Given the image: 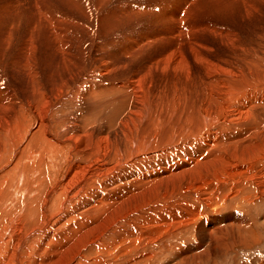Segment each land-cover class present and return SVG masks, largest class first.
Instances as JSON below:
<instances>
[{"label": "bare ground", "instance_id": "bare-ground-1", "mask_svg": "<svg viewBox=\"0 0 264 264\" xmlns=\"http://www.w3.org/2000/svg\"><path fill=\"white\" fill-rule=\"evenodd\" d=\"M193 1L170 0L173 9H165L166 20L173 24L166 34L179 39L190 32L191 37L186 34L177 44L162 34L167 45L158 52L143 53L148 55L144 65L131 73L125 67L133 60L129 56H134L139 42L119 51L129 58L122 61L99 46L95 50L98 59L91 60L78 78L67 63L64 82L62 78L49 88L50 95L42 92L39 97L38 89H28L26 100H32L23 103L12 91H0V264H86L85 252L91 249L82 247L93 243V234L110 239L114 230L107 222L123 220L115 231L132 226L135 220L153 223L185 197L213 207L220 203L219 198L205 194L217 186L228 185L224 190L235 195L253 183L260 192L264 185L260 177L264 174L260 147V141L264 146V103L256 104V99L260 102V93L264 100L261 47L249 46L252 49L245 60V46L238 44L240 35L234 28L221 33L213 23L205 22L202 29H208L204 32L213 40L219 39L218 46L232 47L229 60L227 56L212 59L213 43L204 33L195 35L199 29L188 28V20L182 19L188 6L197 5ZM250 1L205 0L204 5L213 3L227 14L236 9L231 5L244 2L247 7ZM226 36L228 40L223 42ZM155 37L158 35L152 34L147 41ZM199 75L206 84L202 95L191 100L186 85ZM251 92L254 97L248 98ZM78 101L86 108L75 115L71 112L70 125L54 134L55 110L68 103L75 106ZM103 105L111 108L113 121H105L104 116L91 123L86 115L101 113ZM57 120L61 123L67 118ZM198 179L196 186L177 189L183 182ZM156 197L160 198L153 199ZM48 239L56 240V249H51Z\"/></svg>", "mask_w": 264, "mask_h": 264}, {"label": "rangeland", "instance_id": "rangeland-1", "mask_svg": "<svg viewBox=\"0 0 264 264\" xmlns=\"http://www.w3.org/2000/svg\"><path fill=\"white\" fill-rule=\"evenodd\" d=\"M169 2L170 0H0V91L4 92V89L12 91L15 97L19 101L22 100L23 103L32 100H26L29 94L28 89L35 92L38 89L39 97L42 92L50 95L51 87L56 86L62 78V82H64L69 71L66 69L67 63L72 67L73 77L78 78L91 60L98 59L99 53L95 50L99 46L102 49L105 46L104 48L107 50L104 52L105 54L116 57L117 60L120 58L122 61V59L128 57L125 58L119 51L130 44L139 42L140 46L137 47L134 56L129 57H134L135 60L143 62L139 63L133 58L134 61L132 60L128 64L129 67L126 66L128 69L125 67L126 72L131 73L139 65H144L148 55L143 53L156 50L158 52L161 47L167 45L165 43L167 40L161 38L162 34L166 35L165 38L171 37L172 42L177 44L185 38L186 34L191 37L190 32H185V35L179 39L174 38L172 34L170 36L166 34L167 28H171L173 25L166 20L165 9H173ZM193 2L197 5L188 6L187 11L189 13L186 11L187 14L183 15L182 19L188 20L186 22L188 28L197 27L199 29L197 30L198 33L195 32V35L204 33L205 39L213 43L212 45L210 43L212 59L222 60L226 59L225 56H227L226 60H229V54L232 55V47L228 49L218 46L216 42L218 43L219 39L213 40L211 36H208V32H204L208 29H202L205 22L206 24H215L211 26L219 29L221 33H224V31L228 33L230 29L234 28L240 35L238 44H243V48L245 46V49H243L245 60L249 53L248 50L252 49L251 47L254 48L259 44L258 47L264 49V0H251L247 7L244 2H237L230 6L236 9L227 14L222 13L221 10L218 11V8L216 9L212 5L213 3L204 5L205 0H194ZM183 25L184 23H182ZM192 32L194 31L192 30ZM150 34L158 35V37L147 41L151 37ZM227 40L226 36L222 41ZM252 42H255V45ZM121 44H123L122 48ZM261 48L259 54L264 57V51ZM227 49L230 51H227ZM226 51L229 53L226 54ZM223 55L224 57H222ZM217 56H221L220 59ZM125 69L122 70L125 71ZM197 77L193 80L189 79L188 86L186 85V88L190 87V91L189 88L186 91L189 92L191 100L202 95L201 88L203 89L206 84L204 78L200 80V75ZM69 83L68 87L70 86ZM157 87L160 89L158 85ZM254 93H249L248 98H253ZM259 96L261 100L258 102V99H256V104L264 103V100H262L263 94L259 93ZM242 99L246 101L245 97ZM78 102L75 106L68 103L63 108L55 110L54 134L61 133L66 126L70 125L68 121L75 115V111L76 113L79 110L81 112L86 108L80 106L82 103ZM231 104L229 105L233 106ZM102 107L104 108L99 111L101 113L92 114L91 117L89 114L86 115L91 123L95 122L93 119L103 118L104 116L105 121L109 122L110 119V122L113 121L114 115L110 112L111 108H108V105ZM108 110L110 117L107 114ZM71 112H73V115ZM65 118L67 120L61 123L57 120L62 121ZM253 138H250V143ZM260 147L264 151L261 141ZM257 157L255 159L259 160L260 156ZM262 172L264 173V170ZM260 177L263 180L264 174H261ZM198 182L199 179L193 182L186 181L177 189L186 190L188 187L196 186ZM253 185L252 183L249 186L252 190L248 188L247 191L243 190V192L240 191V194L239 192L235 194L240 195H238V198L224 190L228 185H224L222 188L217 186L214 188L216 190H207V193H204L205 195H211L212 199L219 198L220 203L215 204L213 207H207L201 203L198 205L199 201L193 198H188L190 199L188 202L185 197L178 205L167 208L153 223L135 220L132 226H127V228L124 226L122 230L119 228L115 231L117 225L123 220L117 223L107 222L106 225L114 230L111 238L93 234V238L91 237L94 240L93 243L82 247L83 249H91L85 252L86 264L96 263L95 261L99 262L98 264H131L132 262V264H182V262L183 264H264V185H260V192L263 191V194L259 199V189ZM244 191L248 193L244 194ZM222 193L224 194L222 195ZM232 196L236 198L233 200ZM19 197L20 195L15 197L16 200L13 201V205ZM21 197L25 198L26 195ZM160 197L153 199H159ZM23 198L22 201L24 202L25 199ZM193 200L195 203H192ZM208 201L211 204V201ZM179 204H181V207ZM140 207L145 208L142 204ZM155 212L153 211V213ZM192 215L194 216L192 217ZM74 223L80 225L76 221ZM150 237L153 238L150 239ZM133 238L137 240V243L134 242ZM55 242L56 240L51 242L48 239L47 244H50L51 249H56ZM123 253L124 255H122ZM42 255V257L47 256ZM143 256H148V258H143ZM26 261L27 259L24 262Z\"/></svg>", "mask_w": 264, "mask_h": 264}]
</instances>
